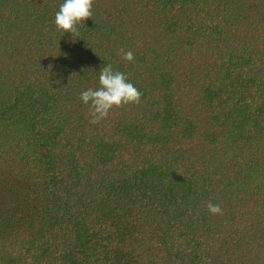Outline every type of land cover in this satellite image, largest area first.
<instances>
[{"label":"trees","instance_id":"obj_1","mask_svg":"<svg viewBox=\"0 0 264 264\" xmlns=\"http://www.w3.org/2000/svg\"><path fill=\"white\" fill-rule=\"evenodd\" d=\"M62 3L0 0V264H264V0Z\"/></svg>","mask_w":264,"mask_h":264},{"label":"clouds","instance_id":"obj_2","mask_svg":"<svg viewBox=\"0 0 264 264\" xmlns=\"http://www.w3.org/2000/svg\"><path fill=\"white\" fill-rule=\"evenodd\" d=\"M94 0H63L59 10L54 16L56 30L70 33L73 38L79 37L77 25L92 18V6ZM122 53V59L127 62L134 60L132 51L125 52L124 49L118 50ZM98 87L88 88L80 93L79 99L88 107L91 117L90 122L98 124L107 118L109 111L113 108H121L129 104H139L142 93L130 82L123 72L116 71L109 64L99 71ZM206 208L213 215L222 214V209L218 204L210 201L206 203Z\"/></svg>","mask_w":264,"mask_h":264}]
</instances>
